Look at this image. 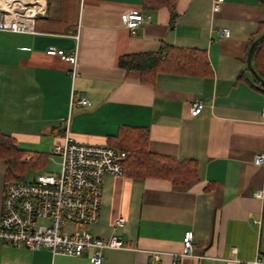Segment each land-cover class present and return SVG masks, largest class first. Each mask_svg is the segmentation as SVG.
<instances>
[{"label":"crops","instance_id":"crops-1","mask_svg":"<svg viewBox=\"0 0 264 264\" xmlns=\"http://www.w3.org/2000/svg\"><path fill=\"white\" fill-rule=\"evenodd\" d=\"M212 2L175 0L173 22L167 6L144 9L141 0H47L32 32L0 30V131L25 151L23 161L36 162L39 168L28 174L58 172L51 150L68 113L77 142L115 148L122 129H140L150 152L196 163L195 177L183 185L104 176L99 219L89 231L102 239L117 235L129 249H106L102 264H148L150 251L160 252L155 264H172L187 230L195 256L178 264H240L256 257L264 264V166L252 161L264 153V86L246 68L250 39L264 29V3L222 0L214 10ZM132 9L148 16L134 34L122 21ZM221 28L229 29L228 37H218ZM162 43L204 51L211 75L158 73L146 84L137 70L118 65L120 56L153 52ZM48 47L77 50L74 78L70 64L47 54ZM72 94H85L90 105L70 107ZM193 100L204 103L196 116L189 114ZM4 183L0 159V210ZM120 216L123 226L114 227ZM0 264L92 262L90 251L53 256L46 248H16L0 239Z\"/></svg>","mask_w":264,"mask_h":264},{"label":"built area","instance_id":"built-area-1","mask_svg":"<svg viewBox=\"0 0 264 264\" xmlns=\"http://www.w3.org/2000/svg\"><path fill=\"white\" fill-rule=\"evenodd\" d=\"M222 0H213L212 8L217 10ZM16 11L12 15L0 16V30L32 32L37 14H44V8L28 13ZM148 20L141 9L123 13L124 26L134 34ZM228 28H221L218 37H228ZM46 53L56 55L70 64L69 74L77 75V50L65 52L48 47ZM70 107H85L90 101L85 94L71 95ZM204 103L193 100L189 114L196 116ZM264 119V101L260 111ZM71 115L61 118L63 133L52 145L51 155L59 159L58 172H38L28 180L6 181L3 186L0 210V239L16 248L39 250L46 248L55 255L80 257L90 251L92 264H102L106 249H129L121 237L111 235L107 239L94 236L89 228L99 219L102 182L105 175H124L125 152L109 145L80 143L70 134ZM28 157H26L27 159ZM255 165L264 166V153L253 157ZM262 197L261 192L255 194ZM124 217L114 221V227L124 224ZM257 222V221H255ZM182 251L173 253L172 264H178L181 257L195 256L193 231H185ZM234 252L235 249H232ZM159 251H150L148 264H155ZM258 257L240 261V264H258Z\"/></svg>","mask_w":264,"mask_h":264},{"label":"trees","instance_id":"trees-1","mask_svg":"<svg viewBox=\"0 0 264 264\" xmlns=\"http://www.w3.org/2000/svg\"><path fill=\"white\" fill-rule=\"evenodd\" d=\"M264 3V0H261ZM144 9L167 6L171 17L175 15V0H141ZM175 17L173 18V22ZM253 48L251 65L256 74L264 79V29ZM118 65L127 70H137L143 83L152 84L158 73L209 76L211 67L204 51L182 48L162 43L158 50L122 55ZM254 83L259 84L252 76ZM116 149L125 152L123 173L130 177H155L183 185L196 175V163L192 159L177 160L173 157L152 153L147 147L146 132L140 129H122ZM110 146V145H109ZM25 151L20 150L14 139L0 131V159L5 164V182L23 180L26 172L39 168L33 158L23 161Z\"/></svg>","mask_w":264,"mask_h":264},{"label":"rangeland","instance_id":"rangeland-1","mask_svg":"<svg viewBox=\"0 0 264 264\" xmlns=\"http://www.w3.org/2000/svg\"><path fill=\"white\" fill-rule=\"evenodd\" d=\"M44 1V6L47 0ZM41 0H0V16L7 14L12 15L16 11L40 10ZM44 8V7H43ZM31 175L26 172L25 180L30 179Z\"/></svg>","mask_w":264,"mask_h":264},{"label":"water","instance_id":"water-1","mask_svg":"<svg viewBox=\"0 0 264 264\" xmlns=\"http://www.w3.org/2000/svg\"><path fill=\"white\" fill-rule=\"evenodd\" d=\"M257 41H258V38L255 39L254 41H252V43L249 45V48H248L247 54H246V68L252 74V76H254L255 79H257V81L260 83V85L264 86V79L260 78L256 74V72L254 71V69L252 68V65H251V56H252L253 48L256 45Z\"/></svg>","mask_w":264,"mask_h":264},{"label":"bare ground","instance_id":"bare-ground-1","mask_svg":"<svg viewBox=\"0 0 264 264\" xmlns=\"http://www.w3.org/2000/svg\"><path fill=\"white\" fill-rule=\"evenodd\" d=\"M40 4H41L40 8L43 9V7H44V1L41 0ZM41 9H40V10H41ZM32 11H33V12H37L38 10L36 11V10H33V9H32V10H29L28 13H31Z\"/></svg>","mask_w":264,"mask_h":264}]
</instances>
